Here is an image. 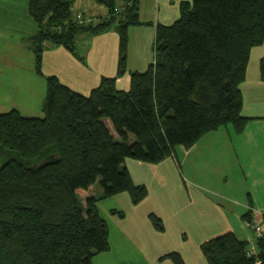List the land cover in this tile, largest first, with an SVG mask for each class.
<instances>
[{"label":"trees","instance_id":"16d2710c","mask_svg":"<svg viewBox=\"0 0 264 264\" xmlns=\"http://www.w3.org/2000/svg\"><path fill=\"white\" fill-rule=\"evenodd\" d=\"M97 1L109 17L96 27L70 22L73 0L28 1L38 26L32 44L39 74L45 40L73 48L80 32L112 26L120 34L118 73L125 71L126 29L138 21L137 5ZM263 41L264 0H192L175 22L158 25L154 61L130 72L127 90L103 77L83 94L48 75L42 117L1 112L0 264H91L109 247V227L98 211L100 198L77 195L101 177L102 197L126 191L137 203L147 188L133 182L127 157L157 163L221 125L242 130L240 83L250 49ZM258 245L264 257V238ZM201 249L210 264L254 261L233 232L202 242ZM166 256L182 264L178 253Z\"/></svg>","mask_w":264,"mask_h":264},{"label":"crops","instance_id":"0c3cea01","mask_svg":"<svg viewBox=\"0 0 264 264\" xmlns=\"http://www.w3.org/2000/svg\"><path fill=\"white\" fill-rule=\"evenodd\" d=\"M28 1L0 0V113L14 108L24 116L42 117L48 75L83 94L103 77H114L116 88L127 90L130 72L143 71L154 61L158 25L175 22L182 5L192 0H134L138 21L127 25L123 73H118L120 34L112 26L80 33L73 48L45 40L40 74L32 44L38 26L28 13ZM114 1L120 8L130 4ZM88 5L91 11L84 13L93 17L94 6ZM77 42H83L84 48L76 51ZM251 57L255 65L248 78ZM263 61L264 41L250 49L240 83L241 113L247 117L242 130L236 131L230 123L221 125L157 163L125 159L133 182L145 185L147 195L137 203L126 191L95 196L100 198L98 211L108 223L109 247L96 253L91 264H179L166 256L169 252L178 253L182 264H210L201 244L226 232L245 240L247 248L255 244L261 250L250 221L256 219L264 226ZM247 212L249 220L244 217ZM151 215L160 219L161 228Z\"/></svg>","mask_w":264,"mask_h":264},{"label":"rangeland","instance_id":"374dc122","mask_svg":"<svg viewBox=\"0 0 264 264\" xmlns=\"http://www.w3.org/2000/svg\"><path fill=\"white\" fill-rule=\"evenodd\" d=\"M88 4H93L94 6V11L92 13L93 17L97 18V20H93V17H91L89 14H86L88 13V11H91V9H89V5ZM91 8V7H90ZM83 12V15H76L77 13H82ZM86 12V13H84ZM106 12V7L99 3L97 0H76L73 4H72V13L73 15L71 16V19H70V22H73L77 25H82V26H85V25H88L89 27H96L95 24L97 22H100V20H104V18H108V14H105ZM75 14V15H74ZM105 14V15H104ZM104 15V16H103ZM77 16V17H76ZM103 16V17H102ZM99 18V19H98ZM65 25H69V20H67L65 22ZM80 33H84V34H88L90 33L89 31H82ZM80 33L78 35H80ZM77 35V36H78ZM84 48V45H83V42H77L76 45H75V50L76 51H79L81 49ZM255 61H253L252 57L250 59V65H249V69H248V74H247V77L250 78V75L253 74V70H252V66L255 65L254 63ZM27 96V95H26ZM25 96V97H26ZM30 98H27L26 99V102H29ZM24 115V114H22ZM181 145H178L176 147V150H178V148H180ZM180 152V151H179ZM2 162H0V165H1ZM182 168L184 170V165H182ZM180 173L182 174L183 176V172L182 170L180 169ZM184 177V176H183ZM191 177V176H190ZM191 180H189L188 182H190ZM103 192V187H102V184H101V177H98L96 179V181L89 187L87 193L85 195H82V194H78V199H82L84 198L85 196H98L100 195L101 193ZM252 244V243H251ZM250 244V245H251ZM249 245V244H248ZM249 245V246H250ZM249 248V247H248Z\"/></svg>","mask_w":264,"mask_h":264},{"label":"built area","instance_id":"2783aa9c","mask_svg":"<svg viewBox=\"0 0 264 264\" xmlns=\"http://www.w3.org/2000/svg\"><path fill=\"white\" fill-rule=\"evenodd\" d=\"M250 227L252 229L253 237L257 245L258 240L264 238V226L263 224H261L260 221H257L256 219H252L250 221ZM246 255L249 257L251 256L254 257V261L252 264H264V257L260 256V250L258 246H255V244L251 245L250 248L246 249Z\"/></svg>","mask_w":264,"mask_h":264}]
</instances>
